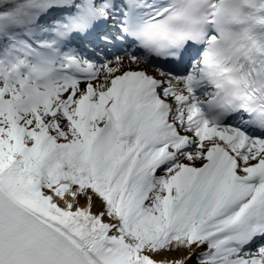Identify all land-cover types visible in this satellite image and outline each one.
<instances>
[{
  "label": "snow or ice",
  "instance_id": "snow-or-ice-1",
  "mask_svg": "<svg viewBox=\"0 0 264 264\" xmlns=\"http://www.w3.org/2000/svg\"><path fill=\"white\" fill-rule=\"evenodd\" d=\"M0 264H264V0H0Z\"/></svg>",
  "mask_w": 264,
  "mask_h": 264
}]
</instances>
